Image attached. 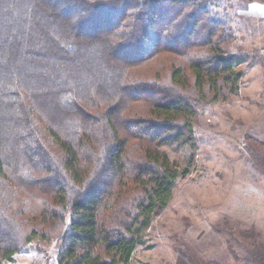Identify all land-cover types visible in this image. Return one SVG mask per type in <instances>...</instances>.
<instances>
[{"label":"trees","instance_id":"1","mask_svg":"<svg viewBox=\"0 0 264 264\" xmlns=\"http://www.w3.org/2000/svg\"><path fill=\"white\" fill-rule=\"evenodd\" d=\"M219 2L0 0V264L45 256L37 239L56 264H129L146 245L195 170L200 110L240 91ZM242 145L264 178V141ZM212 229L264 264L257 232ZM172 238L188 264H221Z\"/></svg>","mask_w":264,"mask_h":264},{"label":"rangeland","instance_id":"2","mask_svg":"<svg viewBox=\"0 0 264 264\" xmlns=\"http://www.w3.org/2000/svg\"><path fill=\"white\" fill-rule=\"evenodd\" d=\"M223 9L235 31V44L243 49L239 94L229 102L200 110L194 134L198 144L195 170L147 232L146 245L137 248L132 264L185 261L174 251L172 237L199 246L204 259L249 264L240 259V246L234 244L235 253L230 254L226 232L212 229L224 220L235 234L257 232L264 246V178L253 168L242 145L248 133L264 141V4L220 0L217 10ZM35 244L46 251L45 256L36 250L19 253L4 264H56L53 243L37 239Z\"/></svg>","mask_w":264,"mask_h":264},{"label":"crops","instance_id":"3","mask_svg":"<svg viewBox=\"0 0 264 264\" xmlns=\"http://www.w3.org/2000/svg\"><path fill=\"white\" fill-rule=\"evenodd\" d=\"M137 251V248H136V250L134 251V253H133V255H132V258H131V260H130V262H129V264H132L133 263V261H134V259H133V257H134V255H135V252ZM139 264L141 263L140 261H137ZM176 264H186V262L185 261H183V262H181L180 260H177V263Z\"/></svg>","mask_w":264,"mask_h":264}]
</instances>
